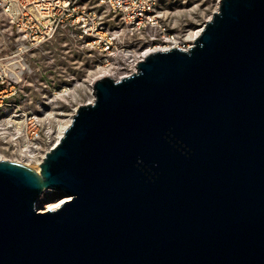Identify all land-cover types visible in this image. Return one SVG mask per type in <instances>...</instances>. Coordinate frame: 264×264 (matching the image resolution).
<instances>
[{"label":"water","instance_id":"95a60500","mask_svg":"<svg viewBox=\"0 0 264 264\" xmlns=\"http://www.w3.org/2000/svg\"><path fill=\"white\" fill-rule=\"evenodd\" d=\"M92 90L39 169L0 159V264H264V0Z\"/></svg>","mask_w":264,"mask_h":264},{"label":"rangeland","instance_id":"374dc122","mask_svg":"<svg viewBox=\"0 0 264 264\" xmlns=\"http://www.w3.org/2000/svg\"><path fill=\"white\" fill-rule=\"evenodd\" d=\"M218 4L219 0H156V9L170 29L190 35L202 28ZM100 15L110 28L118 27L110 14ZM59 18L53 11L46 21L48 39L31 44L23 41L19 26L12 25L0 7V159L19 161L35 169H39L37 161L57 141L58 125L71 118L77 106L90 102L94 96L91 84L99 77L98 58L89 54L75 32L61 22L56 24ZM126 41L134 49L128 50L134 53L147 48L138 42V36H129ZM122 71L116 69L110 76L115 78ZM11 72L19 74L17 81ZM14 119L21 120V129ZM34 127L38 139L28 147L33 152L29 157L21 130L28 134ZM63 198L62 191L46 189L35 205L45 210Z\"/></svg>","mask_w":264,"mask_h":264},{"label":"built area","instance_id":"2783aa9c","mask_svg":"<svg viewBox=\"0 0 264 264\" xmlns=\"http://www.w3.org/2000/svg\"><path fill=\"white\" fill-rule=\"evenodd\" d=\"M0 7L10 23L19 26L17 29L22 33L23 41L31 44L48 39L46 21L53 11L58 13L60 18L56 24L61 22L78 35L89 54L98 58L99 68L110 67L112 73L116 69L124 70L115 79L135 71L137 62L147 54L143 55L142 49L127 57L125 50L133 49L126 41L127 37L138 36V42L147 48H156L154 50L188 49L195 38L170 29L157 12L156 0H87L82 4L78 0H54L53 3L46 0H0ZM101 12L113 16L118 27L107 26ZM23 135L24 151L29 155L33 152L28 147L38 139V130L34 127L25 134L22 129ZM43 156L37 161L38 167Z\"/></svg>","mask_w":264,"mask_h":264},{"label":"bare ground","instance_id":"6f19581e","mask_svg":"<svg viewBox=\"0 0 264 264\" xmlns=\"http://www.w3.org/2000/svg\"><path fill=\"white\" fill-rule=\"evenodd\" d=\"M199 31L200 30H198V31H195V32H193V33H191L189 36L191 37V38H194L198 33H199ZM154 49H156V48H152V47H150V48H146L145 50H143V52H142V54L144 55V54H146V53H148V52H150V51H152V50H154ZM125 54H126V56L127 57H129V56H131L132 54H133V50H128V49H126L125 50ZM136 59V58H135ZM6 66V65H5ZM98 72H99V76L100 75H111V74H113L112 73V71H111V69H110V67H104V68H98ZM13 71V70H12ZM20 71V70H19ZM10 75L13 77V79L14 80H16L17 81V78H18V73H16V74H14L13 72H11L10 73ZM122 75H126L125 73L124 74H122ZM20 77V76H19ZM93 100V96L91 97V99H90V101H92ZM70 120H71V118H68L64 123H60L59 125H58V127H57V130H56V139L58 140L59 139V137L61 136V134L63 133V131H64V129H65V127L68 125V123L70 122ZM14 121L15 122H17V129H21L22 128V124H21V120H15L14 119ZM28 156H30V154L28 155ZM38 168V167H37ZM62 202V200L61 201H58V202H56V203H54V204H52V205H48L46 208H45V210L46 209H54V208H56L57 206H59V204Z\"/></svg>","mask_w":264,"mask_h":264}]
</instances>
